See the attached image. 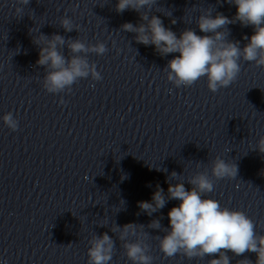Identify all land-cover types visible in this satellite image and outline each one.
I'll list each match as a JSON object with an SVG mask.
<instances>
[{
	"label": "clouds",
	"instance_id": "9594fccd",
	"mask_svg": "<svg viewBox=\"0 0 264 264\" xmlns=\"http://www.w3.org/2000/svg\"><path fill=\"white\" fill-rule=\"evenodd\" d=\"M16 2L26 6L30 0ZM228 2L237 7L234 18L229 19L221 13L213 17L212 11H205L196 21L200 32L205 35H198L195 30L186 28L179 37L164 26L160 17L149 16V11L157 4V0H117L115 10L123 13L131 9L140 13L141 23L134 25L126 22L121 26L123 31L136 34L134 38L137 43L154 45L155 51L162 57L179 53L164 68L167 80L175 87H191L201 78H206L208 89L216 93L236 81L241 72V59L254 62L258 67L264 66V0ZM142 9L149 11L142 12ZM22 11V7L15 8L18 16ZM237 21L244 27L252 26L254 29V34L244 37L248 43L243 48L239 41L228 39L227 25ZM171 22L176 23L174 19ZM60 26L65 32L77 30L67 15L60 19ZM32 31L33 28L30 33ZM33 43L39 46V59L36 63L45 68L42 86L48 93L70 92L72 86L81 79H102L96 64L89 62L88 55H104L108 51L105 43L87 44L78 38L66 40L59 34L48 37L42 33L33 37ZM65 45L70 53L67 57L63 53ZM2 120L12 131L19 127L18 120L11 112L3 115ZM253 150L264 154V136L259 138ZM157 170L161 171L159 168ZM162 171L167 172V169ZM237 173L235 163L217 156L211 162V176L207 171L198 172L187 181L191 185L190 190L186 189L184 182L169 183L165 194L164 189L157 185L151 202H138L141 211L149 216L163 209L169 200L180 202L168 212L170 227L164 228L166 234L163 237L157 236L160 250L166 257L181 254L191 260L218 255L219 259H211L208 264H230L231 258L227 254L229 251L236 256L252 252L257 256L255 264H264V235L256 233L254 221L245 212L222 207L218 200L206 197V194L214 190L213 177L215 180L234 179ZM177 176L179 175L173 171L166 182L170 181V177ZM138 227L144 228L143 225L130 223L122 228L115 226L111 231L116 233L119 230L125 255L132 264H152L153 257L148 254L150 246L145 242L147 234L137 232ZM148 227L162 229L160 219H153ZM130 235L136 239L129 241ZM88 243V264H110L115 252L112 237L107 233L94 235ZM238 264H252V261L243 259Z\"/></svg>",
	"mask_w": 264,
	"mask_h": 264
}]
</instances>
